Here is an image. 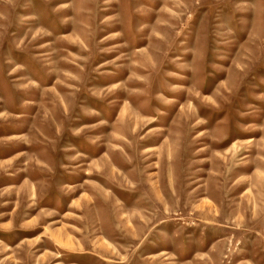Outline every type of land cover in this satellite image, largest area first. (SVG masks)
<instances>
[{"label": "rangeland", "instance_id": "obj_1", "mask_svg": "<svg viewBox=\"0 0 264 264\" xmlns=\"http://www.w3.org/2000/svg\"><path fill=\"white\" fill-rule=\"evenodd\" d=\"M0 264H264V0H0Z\"/></svg>", "mask_w": 264, "mask_h": 264}]
</instances>
